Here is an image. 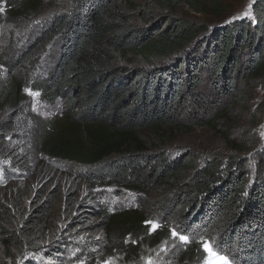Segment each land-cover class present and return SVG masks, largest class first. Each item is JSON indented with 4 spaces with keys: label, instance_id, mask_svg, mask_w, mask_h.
I'll return each instance as SVG.
<instances>
[{
    "label": "trees",
    "instance_id": "trees-1",
    "mask_svg": "<svg viewBox=\"0 0 264 264\" xmlns=\"http://www.w3.org/2000/svg\"><path fill=\"white\" fill-rule=\"evenodd\" d=\"M71 1L70 11L53 18L7 66L6 76L0 73L3 175L5 170L43 169L44 159L108 163L110 171L86 177L87 189L126 191L137 199L136 208L123 213L89 212L100 222L88 230L104 229L113 238L105 242V257L117 253L138 261L161 243H171V231L178 229L189 242L175 239L179 249L160 263L203 264L202 241H209L233 264H264V151L250 173L238 156L202 163L190 154L168 159L166 152L153 153L143 139L145 132L177 139L196 128H215L242 101L243 89L264 77V0L253 4V20L214 27L174 17L171 11L154 25L147 11H134L148 25L138 26L130 10L122 8L130 0ZM139 1L161 10L184 3L201 14L205 3L215 13L223 7L222 0ZM41 3L0 0V27L26 29ZM55 40L57 62L35 90L46 104L64 103L63 118L76 131L69 132L71 137L31 112L26 82L17 73ZM83 130L93 139L89 149L76 138ZM53 200L52 195L48 203ZM73 207L81 217L92 210L83 202ZM152 217L159 226L155 231L146 223ZM65 240L38 249L43 263L31 256L22 264H97V253L69 261Z\"/></svg>",
    "mask_w": 264,
    "mask_h": 264
},
{
    "label": "rangeland",
    "instance_id": "rangeland-1",
    "mask_svg": "<svg viewBox=\"0 0 264 264\" xmlns=\"http://www.w3.org/2000/svg\"><path fill=\"white\" fill-rule=\"evenodd\" d=\"M255 1L257 0H222V10L216 13L210 9V4L205 3L202 14L189 9L184 3L169 10H161L154 9L149 3L145 6L139 0H130L122 8L125 11L130 10L129 14L138 26H143L144 23L136 12L147 11L148 18H152V24L155 25L159 19L162 22L171 11L174 17L214 27L235 21L253 20L252 6ZM171 2L172 0H167V4ZM71 3V0H42L40 8L32 14L33 18L26 29L0 27L1 76H6L7 66L18 61L53 18L70 11ZM158 31L160 32V29ZM59 52L58 42L52 41L30 65L18 69V77L24 78L27 89L38 92L35 86H40L46 80L57 62ZM164 63L168 62H160ZM38 93V96L32 97L26 92L32 105L31 112L44 118L54 129L63 128L66 136L71 137L70 133L76 131L71 129L63 118L67 107L59 101L53 105L46 104L41 100L40 92ZM241 98L242 101L234 105L231 113L218 121L215 128H196L190 135L177 139L159 138L151 132H145L143 139L148 142V148L153 153L166 152L168 159L190 154L197 162L202 163L213 157L225 159L228 156H238L244 159L247 170L253 173L255 164L264 151V77L246 86ZM76 138L88 149L89 143L93 141L86 130L79 131ZM44 160L46 165L43 169H33L30 173L5 170L3 175L4 168L0 164V264H22L27 260L26 257L31 256L37 257V260L43 263L42 251L38 249L49 246L57 238L66 239L63 247L66 248L71 262L78 258L86 259V256L97 253V264H164L160 263V259L167 258L179 249V241L171 238V243H161L153 251L144 254L141 261H128L117 253L105 257L101 254L105 242L112 241L113 238L110 235L108 238V231L104 229L88 230L90 224L100 222V218L90 217L89 212H96V215L101 213L100 210L123 213L136 208L137 198L126 191L115 195V189H87L86 177L110 171L108 163L84 166ZM52 195L54 200L51 204L48 202L51 201ZM79 202L92 208L82 217L81 211L77 212L73 207ZM72 217L78 219L72 222ZM149 221L156 223L154 217ZM128 239L129 237L124 238ZM206 246L210 251H206L207 257L203 264H214L211 252H219L211 246ZM147 251L148 249L145 250ZM230 264L233 263L230 261Z\"/></svg>",
    "mask_w": 264,
    "mask_h": 264
},
{
    "label": "snow or ice",
    "instance_id": "snow-or-ice-1",
    "mask_svg": "<svg viewBox=\"0 0 264 264\" xmlns=\"http://www.w3.org/2000/svg\"><path fill=\"white\" fill-rule=\"evenodd\" d=\"M247 15V13H246ZM25 91L32 97H36L39 95L38 92H34L30 89H25ZM146 223L148 224H151V227H152V230L155 231L159 226L154 223V222H151V221H147ZM171 236L173 239H179V241H181L182 243H188L189 242V237L183 235V234H180L179 233V230L176 229V230H172L171 231ZM203 244L205 245H208L210 244L209 241H202ZM205 251H210L209 247H205ZM211 255L213 256L214 258V264H230V261L228 260V258L224 255H220L219 253L217 252H211ZM151 264V262H150Z\"/></svg>",
    "mask_w": 264,
    "mask_h": 264
},
{
    "label": "water",
    "instance_id": "water-1",
    "mask_svg": "<svg viewBox=\"0 0 264 264\" xmlns=\"http://www.w3.org/2000/svg\"><path fill=\"white\" fill-rule=\"evenodd\" d=\"M163 24V23H162ZM162 25L159 26V28H161Z\"/></svg>",
    "mask_w": 264,
    "mask_h": 264
}]
</instances>
